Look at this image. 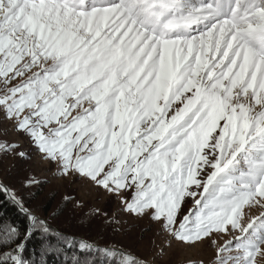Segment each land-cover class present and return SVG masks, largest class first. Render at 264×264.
<instances>
[{"label": "snow or ice", "instance_id": "6c2138e0", "mask_svg": "<svg viewBox=\"0 0 264 264\" xmlns=\"http://www.w3.org/2000/svg\"><path fill=\"white\" fill-rule=\"evenodd\" d=\"M0 114L129 216L188 247L229 235L209 264H264V0H0ZM19 147L0 137V155ZM0 195L24 217L0 214V264H149L54 234L2 181Z\"/></svg>", "mask_w": 264, "mask_h": 264}, {"label": "rangeland", "instance_id": "374dc122", "mask_svg": "<svg viewBox=\"0 0 264 264\" xmlns=\"http://www.w3.org/2000/svg\"><path fill=\"white\" fill-rule=\"evenodd\" d=\"M198 1L200 2V0H187L193 5H196ZM0 137L9 141L15 140L20 145L12 153L0 155V176L2 178L9 181L14 189L39 212L49 199L51 201L48 202L53 204L52 209L63 206L64 202L65 206L72 209V215L85 216L84 209L92 211L99 208L101 214L96 215L93 212V220L102 223L100 229L102 234L113 237L110 244L113 248H118L117 250H124L140 259H147L149 264H189L192 262L200 264L201 260L209 264L214 251L211 240L222 243L224 240L231 239L224 233L213 234L208 246L188 247L170 237L163 229L157 228L154 222L134 218L122 212L120 202L116 197L105 189L98 188L88 179L75 173L70 176L55 174L56 164L49 165L48 160L42 154L33 151L34 146L30 138L26 134H18L2 114H0ZM20 151L30 152L31 158L19 159L16 153ZM27 176H35L36 179L45 182L25 187L24 180ZM65 196L79 197L85 202L86 207H76L73 200L65 202L63 199ZM188 199L189 204L186 207H192L191 198ZM103 213H107V216ZM97 236H94L93 241L90 242L94 244V247L104 243Z\"/></svg>", "mask_w": 264, "mask_h": 264}, {"label": "trees", "instance_id": "16d2710c", "mask_svg": "<svg viewBox=\"0 0 264 264\" xmlns=\"http://www.w3.org/2000/svg\"><path fill=\"white\" fill-rule=\"evenodd\" d=\"M0 181L14 188L9 181H7L5 178H2L1 176H0ZM26 201L28 203V207L32 208L37 215L43 216L48 220L49 224L52 225L54 234L64 233L66 236L74 238L71 241V243H75L78 246L81 239H84L87 242H92L94 236L98 235L100 237L97 236V238L103 240L104 243L102 244L104 246L100 245L97 247L118 249V248H113L110 244V242H112L113 240V237L107 235L104 236L102 234V231L100 230L102 223H100L95 219L93 220V214H92L94 212L93 210L90 211V209H88L89 210L88 211L84 209L85 216L72 215V209L68 208V206H65L64 202H63V206H57L56 208L52 209L53 204L48 202L51 201L49 199L47 201L48 203L46 202L47 204L45 203L46 205L44 204L41 208V211L39 212L34 206H32L29 203L28 200ZM0 214H5L7 217H11L15 219L17 224H20L22 221H24V217L22 213L14 209L13 206L8 202L7 197L3 195H0ZM40 239H41V235L39 232H37L32 237V240L28 244L29 253L33 252L36 249ZM95 258L97 259L98 262L104 259L99 253L95 254ZM65 259L66 256L63 253L59 255L52 254L47 257V264H64ZM117 259H121V258L118 257ZM105 264H107L106 261ZM189 264H197V263L192 262Z\"/></svg>", "mask_w": 264, "mask_h": 264}, {"label": "bare ground", "instance_id": "6f19581e", "mask_svg": "<svg viewBox=\"0 0 264 264\" xmlns=\"http://www.w3.org/2000/svg\"><path fill=\"white\" fill-rule=\"evenodd\" d=\"M200 2H201V0H200ZM200 2L198 1V3H197L196 5H198ZM195 26H197V25H194L193 27H195ZM197 27H198V26H197ZM80 239H81V238H80ZM81 241L87 242V241H85V240H83V239H81ZM87 243H90V242H87ZM90 244H92V243H90ZM92 245H94V244H92Z\"/></svg>", "mask_w": 264, "mask_h": 264}]
</instances>
